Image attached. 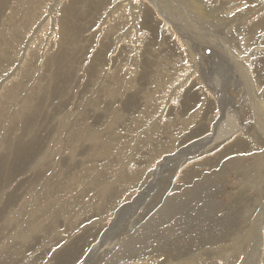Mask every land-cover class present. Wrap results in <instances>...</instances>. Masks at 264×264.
Segmentation results:
<instances>
[{
  "label": "rangeland",
  "instance_id": "obj_1",
  "mask_svg": "<svg viewBox=\"0 0 264 264\" xmlns=\"http://www.w3.org/2000/svg\"><path fill=\"white\" fill-rule=\"evenodd\" d=\"M173 1L0 0V264H264V0Z\"/></svg>",
  "mask_w": 264,
  "mask_h": 264
},
{
  "label": "bare ground",
  "instance_id": "obj_2",
  "mask_svg": "<svg viewBox=\"0 0 264 264\" xmlns=\"http://www.w3.org/2000/svg\"><path fill=\"white\" fill-rule=\"evenodd\" d=\"M152 2H153V4L156 6V8L157 9H159V13L158 14H160L161 15V17H162V15L164 16V18L166 19V21H168V22H170L172 25H173V27H177V26H181L182 24H180V23H178V22H176V21H174L175 19H174V17L172 16L173 15V12H172V15L169 13L170 12V10H174V14H175V12L178 10V9H180L181 11H183L182 10V8H184V6L186 7V5H184V6H182L181 4V6H177L179 3H177V5L175 4V2L173 1V0H151ZM182 2V1H181ZM189 2V1H188ZM192 4V6L193 5H195V6H193L194 8L196 7L197 9H192V10H194L195 12L198 10V12L200 13V15H205V14H209L208 12L207 13H204L203 11H201V6L196 2V4H194V3H190L188 6H190ZM191 6V7H192ZM161 8V9H160ZM165 12V14L162 12ZM190 12H191V10L188 12V10L187 9H184V13L183 14H187V13H189L187 16V19H186V17H185V22L184 23H188V26L190 25L191 26V23L193 22V21H195V19H196V17H195V13H192L191 12V15H190ZM211 12V11H210ZM180 13V12H179ZM264 14V13H263ZM209 15H211V14H209ZM213 15V14H212ZM183 17H184V15H183ZM202 19H203V16H200ZM182 18V17H181ZM205 18V17H204ZM183 19V18H182ZM211 20H212V17L210 18ZM217 19V18H216ZM206 21H207V19H205ZM218 20V19H217ZM205 21V22H206ZM167 22V23H168ZM203 22V21H202ZM211 22V21H210ZM215 22V21H214ZM217 23V22H216ZM169 24V23H168ZM193 24V23H192ZM205 24V23H204ZM170 25V24H169ZM196 25H194V27H195ZM208 25H206V27H207ZM216 26V25H215ZM214 25H210L209 27H207L209 30H210V32H209V35H208V39L207 40H211V39H215L214 38V36L216 35V33H217V30H216V27H215ZM219 26V25H218ZM168 27H170V26H168ZM183 27V26H182ZM192 27V26H191ZM193 27V28H194ZM190 28V27H189ZM189 28H188V30L187 31H189ZM220 28V27H219ZM220 30V29H219ZM237 30V29H236ZM192 31V30H191ZM190 31V32H191ZM232 31V30H231ZM237 31H239V30H237ZM183 32H185L184 31V29H183ZM182 31H181V33H183ZM196 31H194V33H195ZM233 32V31H232ZM192 33V32H191ZM198 33H201L200 31L198 32ZM236 33V32H235ZM234 33V34H235ZM189 34V33H188ZM192 35H193V33H192ZM195 35V34H194ZM235 35H238V34H235ZM254 35V34H253ZM186 36V35H185ZM239 36V35H238ZM237 37V36H236ZM240 37V36H239ZM248 37H250V35L248 36ZM186 38H187V36H186ZM190 38V37H189ZM199 40H201L202 41V39L200 38V37H197ZM221 38V37H220ZM191 39H192V37H191ZM195 39H194V37H193V41H194ZM216 40V39H215ZM241 40H242V38H241ZM198 42V41H197ZM202 42H204V41H202ZM211 42V41H210ZM252 43V42H251ZM246 44V43H245ZM212 45V44H211ZM251 45V44H250ZM248 46V45H247ZM211 47H214V46H211ZM216 48H214V50H212V52L214 51V52H216L219 56H220V52L221 53H223V56H224V58L227 60V61H229L230 63H231V67L233 68V66H234V71H235V73H236V75H234V79H233V82H234V85H235V83L236 82H238V81H240V80H242V82L240 81V83H241V86L243 85V83H244V76L246 75V77L245 78H247L246 79V81H247V86H242L243 88H245L247 91L245 92L247 95H248V100L250 99V97L253 95L254 96V101H252L251 99V101H250V103H251V106H252V108H253V111H254V114H252V115H254V118H255V124H253L254 125V128H255V130H261L262 131V135H264V90H256L255 88H254V85H253V81H254V72L250 69V67L249 66H246V65H248V64H245V63H243V65L245 66V67H242L243 69H241V67H240V65H239V61H238V59H236V55H234V53H233V51L234 50H232V52H229L228 50H226L225 48H224V46L223 45H221V46H219V45H216L215 46ZM240 48H244V47H242V46H240ZM239 48V49H240ZM245 49H247V48H245ZM204 53V52H203ZM237 53H240V52H237ZM242 53V52H241ZM240 55H238L237 57H239ZM243 56V55H242ZM242 56H240V58L239 59H242L241 57ZM224 59V60H225ZM212 60V59H211ZM216 61V60H215ZM241 63H242V60H241ZM223 65V64H222ZM239 65V66H238ZM223 67V66H222ZM240 67V68H239ZM224 68V67H223ZM222 68V69H223ZM214 69V68H213ZM222 69H220V70H222ZM225 69V68H224ZM230 69V68H229ZM240 69L242 70V71H240ZM227 70H228V68H227ZM232 71V70H231ZM222 72V71H221ZM225 72V71H224ZM245 74V75H244ZM239 83V82H238ZM237 83V84H238ZM240 85V84H239ZM245 85V84H244ZM241 87V88H242ZM243 91V90H242ZM244 94V93H243ZM246 99V98H245ZM251 108V109H252ZM73 114H75V113H73ZM72 115V114H71ZM65 116V115H64ZM76 116V115H75ZM66 117V116H65ZM82 117V116H81ZM97 117V116H96ZM64 118V117H63ZM252 118V117H251ZM85 119V118H84ZM74 120V119H73ZM258 120V122H256ZM65 121V120H64ZM71 121V120H70ZM84 121V120H83ZM56 122V121H55ZM59 122V121H58ZM61 122V121H60ZM29 123V122H28ZM84 124V123H83ZM220 124V122H218V123H216V126H218ZM73 125V124H72ZM59 127V126H58ZM252 127V126H251ZM70 129V128H69ZM82 128H80V130H81ZM238 129V127H235V129L233 130V131H236ZM60 130V129H59ZM79 130V129H78ZM85 130H86V127H85ZM32 131V130H31ZM35 131V130H34ZM70 131H72V130H70ZM103 131V130H102ZM105 131V130H104ZM80 132H85L83 129H82V131H80ZM92 132H93V130H92ZM58 133V132H57ZM79 133V132H78ZM36 134V133H35ZM59 134V133H58ZM78 135H80V134H78ZM77 135V136H78ZM81 135H83L82 133H81ZM256 135V134H255ZM84 136V135H83ZM101 137H102V135H100ZM202 136H204V134L202 135ZM254 136V135H253ZM54 137V136H53ZM52 137V138H53ZM79 137V136H78ZM77 137V138H78ZM89 137V135L87 136V138ZM92 137V136H91ZM91 137H89V138H91ZM235 137H239L238 136V134L235 136ZM260 137V136H259ZM81 138V137H80ZM95 138V137H94ZM100 138V137H99ZM210 138H211V136H210ZM210 138H208V140L206 139V140H204L203 141V145H204V143L206 144H208V142L210 141ZM85 139H86V137H85ZM85 139H82L83 141L85 140ZM257 139V137L255 136V139L254 140H256ZM51 140V139H50ZM57 140V139H56ZM87 140V139H86ZM91 140H92V138H91ZM82 141V142H83ZM101 141V140H100ZM51 142V141H50ZM55 142V141H54ZM202 142V141H201ZM256 142H257V140H256ZM94 143V142H93ZM213 143H217L218 144V142H213ZM44 144V143H43ZM56 144V143H55ZM97 144V143H96ZM98 145V144H97ZM113 145V144H112ZM69 146H71V145H67V147H69ZM96 146V145H95ZM214 146V145H213ZM67 147L65 148V149H67ZM49 148V147H48ZM52 148V147H51ZM71 148V147H70ZM73 148V147H72ZM201 149V148H200ZM45 150H46V148H45ZM61 150V149H60ZM72 150V149H71ZM94 150V149H93ZM102 150V149H101ZM66 151V150H65ZM52 152V151H51ZM56 152V151H55ZM76 152V151H75ZM186 152V151H185ZM45 153V152H44ZM49 153V152H48ZM101 153V152H100ZM43 154V153H42ZM51 155V154H50ZM66 155V154H65ZM93 155V154H92ZM96 155V154H95ZM47 157V156H46ZM49 157V156H48ZM57 158V157H56ZM85 158V157H84ZM96 158V157H95ZM172 158V157H171ZM48 159V158H47ZM40 160V159H39ZM50 160V159H49ZM73 160V159H72ZM82 160V159H81ZM122 160V159H121ZM124 160V159H123ZM83 161V160H82ZM36 162V161H35ZM40 162V161H39ZM35 164V163H34ZM119 164V163H118ZM121 164V163H120ZM172 164V163H171ZM175 164V163H174ZM125 165V164H124ZM35 167V166H34ZM116 167V166H115ZM38 168V167H37ZM55 168V167H54ZM53 168V169H54ZM106 168V167H105ZM120 168V167H119ZM123 168V167H122ZM81 169V168H80ZM90 169V168H89ZM115 169V168H114ZM102 170V169H101ZM97 171V170H96ZM182 171V170H181ZM180 171V172H181ZM113 172V171H112ZM52 173V172H51ZM102 173V172H101ZM165 173V172H164ZM26 175V174H25ZM59 175V174H58ZM92 176V175H91ZM74 177V176H73ZM97 177V176H96ZM96 177H95V179H96ZM113 177V176H112ZM52 178V177H51ZM107 178V177H106ZM181 178V177H180ZM110 179V178H109ZM45 180V179H44ZM48 180V179H47ZM108 180V179H107ZM113 180V179H112ZM51 181H54V180H51ZM110 182H108L109 184H111V180H109ZM114 181V180H113ZM55 182H56V180H55ZM55 182H53V183H55ZM70 182V181H69ZM115 182V181H114ZM73 183V182H72ZM102 184V183H101ZM146 185V184H145ZM148 185V184H147ZM105 186H107V183H106V185ZM104 186V187H105ZM72 187V186H71ZM103 187V188H104ZM31 189V188H30ZM102 191V190H101ZM4 192V191H3ZM7 192V191H6ZM36 192V191H35ZM56 192V191H55ZM34 193V192H33ZM73 193V192H72ZM100 193V192H99ZM110 193V192H109ZM82 194V193H81ZM2 195H3V193H2ZM35 195V194H34ZM99 195V194H98ZM72 196V195H71ZM101 196H102V194H101ZM106 197H107V195H105ZM30 197V196H29ZM132 197V196H131ZM10 198V197H9ZM88 198V197H87ZM8 199V198H7ZM6 200V199H5ZM64 200V199H63ZM122 200H124V199H122ZM8 201V200H7ZM53 201V200H52ZM65 201V200H64ZM4 202H6V201H4ZM3 202V203H4ZM48 202V201H47ZM2 203V204H3ZM127 203V202H126ZM6 204V203H5ZM82 205V204H81ZM118 205V204H117ZM4 205H2L1 206V208L3 207ZM116 206V205H115ZM263 206H264V204H263ZM56 207V206H55ZM118 207V206H117ZM45 209V208H44ZM116 209V208H115ZM198 209V208H197ZM3 210V209H2ZM0 211H1V209H0ZM20 211V210H19ZM131 211V210H130ZM63 213V212H62ZM241 213V212H240ZM98 214V213H97ZM6 215V214H5ZM227 215H229V214H227ZM241 215V214H240ZM246 215V214H245ZM33 216V215H32ZM62 217H64V215H61ZM204 216V215H203ZM207 216V215H206ZM214 216V215H213ZM220 216V215H219ZM61 217V218H62ZM69 217V216H68ZM67 217V218H68ZM210 217V216H209ZM250 217V216H249ZM6 218V217H5ZM248 218V217H247ZM3 219V218H2ZM66 219V218H65ZM228 219H229V217H228ZM231 219V218H230ZM6 220H7V218H6ZM42 220V219H41ZM100 220V219H99ZM203 220V219H202ZM245 220V219H244ZM64 221V220H63ZM7 223V222H6ZM227 223V222H226ZM3 224V226L5 225L4 223H2ZM162 224H163V222H162ZM11 225V224H10ZM87 225V224H86ZM73 226V225H72ZM228 226V225H227ZM254 226V225H253ZM222 227H224V226H222ZM233 229V228H232ZM144 230H145V228H144ZM36 231V230H35ZM147 231V230H146ZM145 231V232H146ZM147 233H148V231H147ZM143 234V233H142ZM145 234V233H144ZM28 235V234H27ZM242 235V234H241ZM146 236H148V234L146 235ZM99 240V239H98ZM4 241V240H3ZM8 242V241H7ZM21 242V241H20ZM129 242H131V241H129ZM3 243V242H2ZM123 243V242H122ZM62 244V243H61ZM94 244V243H93ZM125 245V244H124ZM127 245V244H126ZM129 245H130V243H129ZM133 245V244H132ZM131 245V246H132ZM89 249V248H88ZM124 249V248H123ZM127 249V248H126ZM128 250H129V248H128ZM130 250H131V247H130ZM133 250V249H132ZM126 252H127V250H126ZM119 253V252H118ZM123 253H125V251H123ZM132 253V252H131ZM131 253H130V256H132L133 257V255H131ZM128 255H129V252L127 253ZM133 254H135L134 252H133ZM227 254V253H226ZM233 254V253H232ZM123 255V254H122ZM138 255V254H137ZM56 256V255H55ZM59 255H57V257H58ZM125 256V255H124ZM127 256V255H126ZM129 256V257H130ZM225 256V255H224ZM128 257V258H129ZM132 257H131V259H132ZM169 257V256H168ZM125 258H127V257H125ZM125 258H123V259H125ZM135 258V257H134ZM121 261V260H120ZM225 264V263H224Z\"/></svg>",
  "mask_w": 264,
  "mask_h": 264
}]
</instances>
